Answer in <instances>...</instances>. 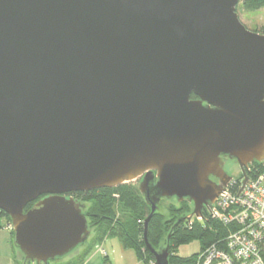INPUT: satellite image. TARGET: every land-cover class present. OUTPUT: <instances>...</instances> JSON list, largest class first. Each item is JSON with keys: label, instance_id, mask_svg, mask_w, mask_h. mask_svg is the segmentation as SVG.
<instances>
[{"label": "water", "instance_id": "1", "mask_svg": "<svg viewBox=\"0 0 264 264\" xmlns=\"http://www.w3.org/2000/svg\"><path fill=\"white\" fill-rule=\"evenodd\" d=\"M238 2L0 0V212L27 264L87 242L69 195L135 181L168 264L147 241L160 200L201 218L230 181L221 158L264 160V34Z\"/></svg>", "mask_w": 264, "mask_h": 264}, {"label": "trees", "instance_id": "2", "mask_svg": "<svg viewBox=\"0 0 264 264\" xmlns=\"http://www.w3.org/2000/svg\"><path fill=\"white\" fill-rule=\"evenodd\" d=\"M262 8L264 0H239L236 12L242 10L252 13ZM257 33L264 34V26ZM191 99L195 97L192 96ZM253 166L256 168L259 165L255 163ZM73 197L83 205L82 212L87 219L89 230L93 231V243L87 246L86 255H89L95 246L101 245L105 238L114 237L125 249L133 250L143 264L152 263L153 256L146 249L143 240V224L150 209L135 185L128 183L112 189L79 192L73 194ZM32 206L33 204L28 205L25 211ZM168 208V216L156 212L150 218L147 230V241L152 248L157 250L162 247L163 240L165 241L163 246L168 244V264H182L194 257L195 255L183 259L177 256V249L192 240L200 242V251L212 245L222 246L220 238L224 235V227L216 221L209 220L205 211L202 213L204 224L194 220L190 226L187 223L189 217L185 214L191 209L190 204L182 202L178 207L169 205ZM167 217L169 219H166ZM3 223L9 224V220L0 212V228ZM173 226L174 229L171 231ZM165 234L170 236L168 241L167 238L165 240ZM105 263H108L106 259Z\"/></svg>", "mask_w": 264, "mask_h": 264}, {"label": "built area", "instance_id": "3", "mask_svg": "<svg viewBox=\"0 0 264 264\" xmlns=\"http://www.w3.org/2000/svg\"><path fill=\"white\" fill-rule=\"evenodd\" d=\"M249 164L247 181L234 178L210 206L206 217L224 227L222 246L212 245L182 264H264V160ZM204 224L201 218H190ZM11 228V226L9 225ZM96 251L105 255L101 246Z\"/></svg>", "mask_w": 264, "mask_h": 264}, {"label": "rangeland", "instance_id": "4", "mask_svg": "<svg viewBox=\"0 0 264 264\" xmlns=\"http://www.w3.org/2000/svg\"><path fill=\"white\" fill-rule=\"evenodd\" d=\"M237 14H238V18L241 21V23L250 31L257 32L260 30V28H262V26H264V10L255 11L252 13H248V12H244V11L240 10L239 12H237ZM224 168L226 171H230L231 173H235L237 171V166L233 162H226ZM139 182L140 181H135V182H132L129 184H133L138 188ZM69 196L73 197V195H69ZM84 205L86 206V204H84ZM169 205H174V206L178 207V204L175 201V199H169V200L162 199V200H160L159 204L157 205L156 212H160L163 216H168ZM204 210L202 211V213L204 212ZM192 213H193V208L191 206V209H189V211L186 212L185 214L190 219V218L194 217L192 215ZM149 214H150V211H149ZM149 214H148V216H149ZM190 214H191V216H190ZM166 219H169V217H167ZM164 222H166V220ZM143 226H144V224H143ZM11 229H12V227H11ZM166 238H167V235L165 234V240H166ZM164 242L165 241L163 240L161 243L162 247L164 245ZM92 243H93V240L91 238H89L87 240V245L91 246ZM81 248L82 247H78L73 252H76V251L80 250ZM102 248L104 249L106 254L105 255H98L97 254L98 260L100 258H102V262H103L102 264H109V263H105L106 257L109 258L110 264H143L141 261H139L137 259L134 251L131 249H125L122 246L121 242L117 238H114V237L105 238V240L102 242ZM200 250H201L200 242L195 239V240L190 241L186 245L180 246L177 249V256L180 258H183V259H187L193 255L198 254L200 252ZM73 252L69 253V255L73 254ZM92 252L93 253L96 252V246L94 247ZM153 262H154V260L152 261L151 264H153Z\"/></svg>", "mask_w": 264, "mask_h": 264}, {"label": "crops", "instance_id": "5", "mask_svg": "<svg viewBox=\"0 0 264 264\" xmlns=\"http://www.w3.org/2000/svg\"><path fill=\"white\" fill-rule=\"evenodd\" d=\"M261 10H264V8L259 11ZM89 238H93V231H90ZM87 246L84 245L80 250L73 252L71 255L68 254L51 264H102V258L99 260L97 258V254L102 255L100 252L96 251L92 252L93 254L86 255ZM106 260L110 264L108 257H106ZM0 264H27L20 251L13 245L12 229L7 223H3L0 228Z\"/></svg>", "mask_w": 264, "mask_h": 264}, {"label": "flooded vegetation", "instance_id": "6", "mask_svg": "<svg viewBox=\"0 0 264 264\" xmlns=\"http://www.w3.org/2000/svg\"><path fill=\"white\" fill-rule=\"evenodd\" d=\"M227 159L228 158H226V157L225 158L224 157L221 158V167H222L223 171L230 177V181L229 182H231L234 178L238 179L240 177H244L245 175L247 176V172H248L247 170L245 172H243L242 169H240L234 161H229ZM226 162L235 163V165L237 166V171L235 173H231L230 171H226L225 168H224ZM210 180L214 184H219V182H220L218 179H216L215 177H212V176L210 177Z\"/></svg>", "mask_w": 264, "mask_h": 264}]
</instances>
